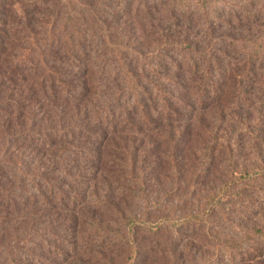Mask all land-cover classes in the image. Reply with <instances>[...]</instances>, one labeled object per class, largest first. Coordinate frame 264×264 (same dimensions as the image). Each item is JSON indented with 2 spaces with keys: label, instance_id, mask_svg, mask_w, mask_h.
Wrapping results in <instances>:
<instances>
[{
  "label": "trees",
  "instance_id": "trees-1",
  "mask_svg": "<svg viewBox=\"0 0 264 264\" xmlns=\"http://www.w3.org/2000/svg\"><path fill=\"white\" fill-rule=\"evenodd\" d=\"M162 3L164 14L156 0H0V264H41L34 253L39 245L59 250L63 242L51 229L41 230L52 237L45 239L37 222L60 218L72 232L99 233V246L108 238L121 264L161 258L173 264L184 255H175L171 242L182 239L190 253L219 241L227 264H264V185H254L264 182V167L231 172L193 210L164 205L152 216L144 199L145 209L122 217L114 229L89 216L91 203L76 186L79 142H88L97 164H106L99 144L135 129L136 117L149 127L180 120L187 109L217 107L226 95L228 106H250L252 93L264 99V0H241L247 8L228 13H216L215 0ZM190 21L198 25L181 23ZM153 36L161 43L150 49L144 41ZM21 138L28 150L17 144ZM46 158L66 172L67 183L36 163ZM243 192L256 199L237 203ZM161 200L149 201L150 208ZM227 203L239 208L219 221ZM82 214L88 216L79 221ZM85 225L87 231L79 230ZM200 256V264L222 262Z\"/></svg>",
  "mask_w": 264,
  "mask_h": 264
},
{
  "label": "rangeland",
  "instance_id": "rangeland-1",
  "mask_svg": "<svg viewBox=\"0 0 264 264\" xmlns=\"http://www.w3.org/2000/svg\"><path fill=\"white\" fill-rule=\"evenodd\" d=\"M162 1L156 0L157 9L163 7ZM246 8L247 4L241 3V0H215L214 11L228 13L243 11ZM158 12L165 13L163 8ZM143 23L148 25L146 22ZM181 23L198 25L196 21ZM160 43L161 40L155 36L148 37L144 41V45L150 49ZM193 88L194 86L186 91L187 99L193 98L194 91H191ZM229 96H224L225 100L223 99L224 101L217 107L201 113L192 112L190 109L184 110L181 112L183 117L180 120L154 121L151 126L146 127L136 117L133 122L135 129L109 136L106 143H103L104 141L98 143L102 144V161L106 164H97L96 156L90 155L89 152V149L92 150L94 147L89 146L88 142H79L80 154L76 156L77 162L74 164L76 168L72 172L77 176L76 186L84 191L86 202L91 203L88 207L89 216L100 222L102 228L114 229L115 224L122 217L140 214L145 209L142 204L144 199L148 201H145L146 209L152 216L156 215L158 209H162L164 205H174L177 212L193 210L202 205V196L207 197L209 193L221 187L231 172L237 176L242 170L264 167V99L252 93L251 97L249 96L250 106L248 102L244 104L234 102L233 106H228L226 98ZM37 125L39 122L36 123ZM42 125L48 126L46 121ZM22 128L25 129L26 124ZM2 140L3 138H0L1 143ZM18 141H20L17 143L19 145L26 143L23 147L28 150L29 142L26 139L21 138ZM13 145L9 144L8 148L12 149ZM84 156H88L87 160ZM36 163L48 172L49 178L59 182L69 181L66 172L63 169L57 171L56 167L50 166L47 158L41 163ZM70 163L73 164V162L68 164ZM130 169L140 180L134 181ZM254 185H264V182L261 184L257 181ZM167 193L170 194L166 197ZM154 198L162 199L161 204L150 208L149 201ZM241 198L256 199L255 194L243 192L235 201L238 203ZM99 200L105 202L99 205ZM230 205L227 203L220 207L224 216L219 213V221L225 219L229 211L235 212L234 210L239 208V204ZM260 209L264 212V207ZM260 209H255L254 212ZM82 215L76 216L79 221H83L88 216ZM47 220L45 219L44 224H39L42 220L37 222V229L40 232L55 231L56 235L62 238L63 244L59 250L52 249L50 244V246L46 243L40 244L41 250L34 253L40 258L38 262L41 264H108L110 260L114 262L113 264H121L122 259L116 256L118 253L112 250V246H108L110 243L108 238H104V246H99L100 234L87 231L86 225L84 228L79 226V230L87 231L82 234V232H72V228L62 218L57 221ZM27 222L29 226L32 224L33 227H37L33 218H29ZM44 238L52 241V237L47 235ZM187 242L188 239L171 242L175 243V245L171 244L174 245L175 255L181 252L184 255L182 259H173V264H200L203 258L200 254L203 253L213 255V259L222 261L219 264L230 263V258L224 259L227 252L220 248L219 241L203 246L200 253L196 251L190 253L189 249L184 247ZM192 255L193 260L190 262ZM31 260L30 264H36V259ZM165 262L166 259L163 258L155 261L148 259L147 264H165Z\"/></svg>",
  "mask_w": 264,
  "mask_h": 264
}]
</instances>
